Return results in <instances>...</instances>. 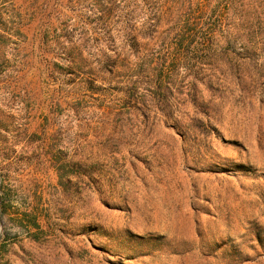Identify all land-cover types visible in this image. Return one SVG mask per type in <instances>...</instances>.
Segmentation results:
<instances>
[{
    "label": "rangeland",
    "instance_id": "rangeland-1",
    "mask_svg": "<svg viewBox=\"0 0 264 264\" xmlns=\"http://www.w3.org/2000/svg\"><path fill=\"white\" fill-rule=\"evenodd\" d=\"M153 13L0 0V189L17 212L0 217V264H264V41L228 29L122 50L116 31ZM162 48L167 89L158 70L153 84L98 72Z\"/></svg>",
    "mask_w": 264,
    "mask_h": 264
},
{
    "label": "trees",
    "instance_id": "trees-1",
    "mask_svg": "<svg viewBox=\"0 0 264 264\" xmlns=\"http://www.w3.org/2000/svg\"><path fill=\"white\" fill-rule=\"evenodd\" d=\"M146 1L151 5V11H154L153 18L150 22H148L149 19L145 25H142L137 30L136 35L132 34V28L129 29L127 25L121 28L120 31H116L118 35L122 36V50L126 47H134L145 39L149 42L153 40L160 41L163 46L168 42L176 46H189L193 44L204 46L207 43H211L216 37H223L228 29L243 30L241 32H246V35L243 36L246 39L248 38L250 40V38L257 37L259 40L264 41V0ZM110 5L105 8H103V5L98 7L99 16L97 19L105 26H114V23H112L116 17L114 8L118 9V7L113 8L112 3ZM9 23L13 26L15 21L12 19ZM9 32L12 31L9 30ZM8 34L10 35V33ZM12 34L11 36L16 37L18 33L17 31H13ZM0 38H2L1 35ZM162 50L164 51V48ZM120 57L118 55L110 61L111 66L109 71H106L107 67L102 66V69L98 72L104 74L103 72L105 71L113 75L114 72L120 74L123 71L128 77H130L129 74H133L134 77L143 80L146 78H143L144 74L149 71L150 78L148 76L147 80H150V84H153V79L156 76L153 72L158 70L159 75L157 76H159L160 84L164 86V89H167L166 81L162 79L169 73L166 66L169 59L166 50L163 52L162 58H160L161 63H153L154 61L152 62V59H139V62L132 63L130 66L127 58ZM188 69L186 67L185 70ZM175 71L177 72V70ZM175 71L171 72V76H173V73L175 74ZM139 82L137 80L133 85L139 84ZM60 170L61 167H57V171L60 172ZM11 191V189L5 187H1L0 189V217L10 218L11 215L17 214V212H12V200L9 199V195L7 194ZM21 214L26 220L27 228L35 226L37 217L34 211L30 212L29 209H25Z\"/></svg>",
    "mask_w": 264,
    "mask_h": 264
}]
</instances>
